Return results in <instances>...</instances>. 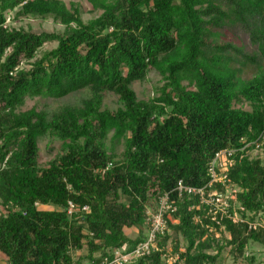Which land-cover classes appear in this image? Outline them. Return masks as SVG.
I'll return each mask as SVG.
<instances>
[{"label": "trees", "instance_id": "1", "mask_svg": "<svg viewBox=\"0 0 264 264\" xmlns=\"http://www.w3.org/2000/svg\"><path fill=\"white\" fill-rule=\"evenodd\" d=\"M80 1L100 13L83 21L72 1L67 6L62 0H0L4 264L97 263L123 245L131 250L146 237V211L155 210L166 193L176 210L165 216L159 250L125 264H213L227 247L234 259L255 264L246 244L264 245L259 229L228 217L213 221L196 196H177L173 189L178 181L191 187L207 183L216 152L264 141V0ZM8 12L52 17L64 30L8 28ZM227 26L241 28L255 50L220 40ZM47 42L56 45L36 57ZM150 70L161 80L157 95L137 100L131 85ZM84 89L90 95L80 106L51 115L19 110L26 97L57 99ZM107 93L120 104L113 111L102 108ZM244 101L250 110L236 106ZM43 136L60 140L62 151L40 166ZM119 141L123 150L117 156L113 148ZM252 149L228 157L224 184L236 188L242 216L255 217L264 211V163L246 155ZM214 230L227 239L212 254L206 248ZM174 235L182 236L184 250ZM168 240L178 261L163 257ZM84 248V255L73 257Z\"/></svg>", "mask_w": 264, "mask_h": 264}, {"label": "rangeland", "instance_id": "2", "mask_svg": "<svg viewBox=\"0 0 264 264\" xmlns=\"http://www.w3.org/2000/svg\"><path fill=\"white\" fill-rule=\"evenodd\" d=\"M67 6L69 3L75 2L77 3L79 13L81 15V19L83 21H87L95 16H97L100 11H94L90 9V6L87 5L84 1L80 0H62ZM14 12H8L6 14V22L5 25L8 28H23L24 30H30L32 32H40V31H56L62 32L64 30V26L59 22L55 21L52 17L47 18H39V17H13ZM220 40L223 42H231L237 46H241L245 52L251 53L255 50V47L250 43L248 35L241 30L238 26H227L221 29ZM56 45L55 42H47L45 43L38 51L36 57H40L44 51H48L54 48ZM25 68L29 67L27 62L23 63ZM254 71V70H253ZM161 84V80L156 71L150 70L145 79L142 81H135L132 83L131 87L135 92L137 100L147 101L150 98L154 97L156 94V87ZM90 95V91L87 89L80 90L77 92L70 93L61 98H52L50 96L40 95L35 97H26L24 99L23 104L19 107L20 111H25L28 109H35L36 111H44L47 112L48 115L53 113H57L61 110V108L65 106H80L82 101L86 99ZM119 102L117 100V96L111 93H107L102 100V108H107L111 111L115 110L119 106ZM237 107H242L243 109L250 110V105L247 102H243L242 104H236ZM110 136L106 139V144L110 145ZM61 141L50 136H43L38 140V164L40 166H45L50 160H52L57 154L62 151ZM123 150V142L119 141L114 145L113 151L119 156ZM249 158L259 159L261 163H264V141L261 145L256 149L250 150L246 154ZM235 190L236 188L233 187ZM235 204V203H234ZM236 205V204H235ZM1 212V207H0ZM252 212H247L244 216H238L245 221L242 222H250L255 224L254 230L257 233H260L259 237L264 239V211L257 213L255 217H252ZM252 217L249 219V217ZM168 221L175 222V217L173 215L168 216ZM205 227V226H204ZM216 235L213 236V240L210 244L209 248H206V251L209 253H215V244L225 245V241L227 239V234L219 231H213ZM126 233L130 237H134L136 232L133 229H127ZM210 232H207L206 236L209 235ZM263 237H262V236ZM205 236V237H206ZM176 240L178 241L179 250H184L185 241L183 240L181 235H177ZM248 250L254 256L255 264H264V245L260 244L257 241L249 240L246 244ZM167 252L165 253L164 258L173 257L178 261V252L174 249V245L168 240L167 242ZM231 248H223L218 258L215 260L213 264H249V262L242 257L234 259L232 255ZM86 253L85 248L81 251H76L73 253V257L76 258L78 255H84ZM0 264H4V258L0 253ZM178 264H184L181 261H178ZM211 264V263H207Z\"/></svg>", "mask_w": 264, "mask_h": 264}, {"label": "built area", "instance_id": "3", "mask_svg": "<svg viewBox=\"0 0 264 264\" xmlns=\"http://www.w3.org/2000/svg\"><path fill=\"white\" fill-rule=\"evenodd\" d=\"M254 146V149L258 148L260 143L258 140L247 142L238 150L242 151L248 146ZM236 149H223L215 153L209 168V181L200 187H191L183 184L181 181L176 183L173 191L177 196H196L198 198L199 205H206L208 207V213L210 219L213 221H220L222 217H228L231 221H245L241 219V213L245 211L244 207L237 205L234 201V188L226 186V160L230 157ZM215 183H221L225 188L223 192H218L212 186ZM236 205H235V204ZM87 207H84L86 209ZM231 209V210H230ZM176 210V206L170 202L169 194H163L158 199L157 208L153 211L147 210L146 221L149 225L146 237L143 241L139 242L133 249L127 250L123 245L121 248H117L113 251L112 255L103 258L97 263H84V264H125L133 259L149 255L153 251L159 250L156 243V239L162 234L166 228V215L171 214ZM220 213V218L217 214ZM239 216H238V215ZM248 228H255L254 223L248 222ZM168 261L175 262L173 257H166Z\"/></svg>", "mask_w": 264, "mask_h": 264}]
</instances>
